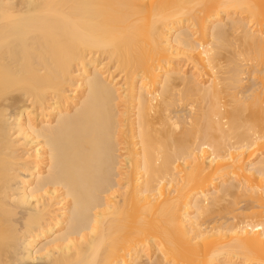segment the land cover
I'll list each match as a JSON object with an SVG mask.
<instances>
[{
    "label": "bare ground",
    "instance_id": "6f19581e",
    "mask_svg": "<svg viewBox=\"0 0 264 264\" xmlns=\"http://www.w3.org/2000/svg\"><path fill=\"white\" fill-rule=\"evenodd\" d=\"M37 261L264 264V0H0V264Z\"/></svg>",
    "mask_w": 264,
    "mask_h": 264
},
{
    "label": "rangeland",
    "instance_id": "374dc122",
    "mask_svg": "<svg viewBox=\"0 0 264 264\" xmlns=\"http://www.w3.org/2000/svg\"><path fill=\"white\" fill-rule=\"evenodd\" d=\"M246 81H248L247 83H245L246 85L245 86H247V85H251V81H249L248 80V78L246 79ZM249 83V84H248ZM248 87V86H247ZM179 109H181V110H179ZM187 109V110H186ZM177 111H174V114H173V116L174 115H179L180 114V116H183V114L184 115H186V114H188V111H189V109L188 108H184V107H178L177 109H176ZM179 110V111H178ZM182 114V115H181ZM36 263V262H35ZM36 264H42L40 261H37V263Z\"/></svg>",
    "mask_w": 264,
    "mask_h": 264
}]
</instances>
